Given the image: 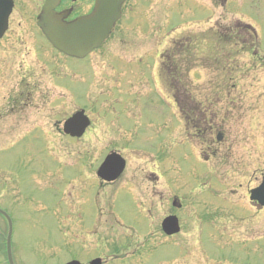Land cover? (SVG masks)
<instances>
[{
	"label": "rangeland",
	"instance_id": "obj_1",
	"mask_svg": "<svg viewBox=\"0 0 264 264\" xmlns=\"http://www.w3.org/2000/svg\"><path fill=\"white\" fill-rule=\"evenodd\" d=\"M14 1L10 27L0 41V208L13 222L15 263H86L103 256L108 248H96L92 241L90 209L95 208L92 222L111 230L119 225L110 203L117 191L124 184L135 186L127 190L135 197L162 191L153 187L157 175L165 176L158 178L164 198L170 196L166 186L172 179L170 191L184 199V212L202 208L207 214L199 227L194 223L196 229L188 222V235L181 237L186 242L179 245L200 246L204 264H216L210 257L264 264V237L245 241L247 232L264 233V211L253 208L246 194L248 183L258 185L264 173V0H127L111 37L83 61L65 59L44 39L36 25L44 0ZM235 19L253 24L257 36L241 32ZM214 31L232 39L226 44ZM183 66L188 77L181 75ZM27 68L38 74L41 88ZM165 84L177 85L183 109H176V99L173 103L161 87ZM21 89L33 91L34 99L12 107L7 98ZM80 109L94 126L80 140L66 138L62 124ZM205 110L211 115L206 133L211 142L200 144L179 115L199 117ZM217 133L223 135L218 143ZM112 150L121 153L128 168L106 188L96 169ZM157 166L161 171L149 175ZM6 230L0 217V264H6ZM233 230L242 242L234 241ZM199 232L205 249L196 242ZM117 235L110 241L123 249ZM74 241L76 248L70 245ZM169 245L163 246L167 253L147 247L148 263L139 243L127 245V256L116 264L180 256ZM193 254L188 261L170 260L195 264Z\"/></svg>",
	"mask_w": 264,
	"mask_h": 264
},
{
	"label": "flooded vegetation",
	"instance_id": "obj_2",
	"mask_svg": "<svg viewBox=\"0 0 264 264\" xmlns=\"http://www.w3.org/2000/svg\"><path fill=\"white\" fill-rule=\"evenodd\" d=\"M93 2L94 0H62L57 11H62L64 9L65 10L71 9L72 10L71 15L68 18V20H70L76 16L87 14L90 11V9L89 11L87 10L85 12L80 13L78 11V8L79 7H83L85 9H88L89 7L91 8L93 5ZM30 70H32L31 77H32L33 82L38 83L36 84V86L38 88H41V85L39 84L40 81L39 79H37L38 74L34 72L35 70L33 68L29 69V71ZM24 81H25V76H23V79L21 78L19 80V83L17 84V86L20 88L23 87ZM40 95H41V91L39 90L37 96H40ZM12 99L15 100L16 102L18 101L31 102L32 99H34V94L32 92L25 93L24 90L21 89L20 94L13 96ZM200 138L201 139L203 138V134L202 135L200 134ZM202 142L204 143V141ZM155 183L156 184H154V186L157 185L158 180ZM166 194H168V192H166ZM169 194L170 196H167L166 198H164V192L154 191V193L152 192L151 194H147L143 196H141L140 194V197L134 198V200L136 201L133 203L124 202V204H122L123 207L121 208V211H120L121 215L116 217L119 225H112V228L109 231H107V227L104 228V226H101L100 225L101 223L98 225L92 223L89 227L91 229V232L94 234L92 235L93 236L92 241L94 245L96 246V248H99L100 246L101 247L104 246L105 248L106 246L108 249H107L106 254H105V251L100 252V253H103V256H99V255L92 256L84 264H89L94 259H100L101 260L100 264H116L119 258H122L123 254L125 255L124 257L127 256L126 249H125L128 247L127 245L133 246L134 244L139 243V247H145V246L154 245L155 243H157L155 241H158V240H159L158 242H160V244L162 245L167 242L166 240H169V242H174V240L178 238V236L181 237L182 235H184L185 237H187L188 234L185 232V228L188 226V222L192 223L191 225H193L194 229H196V226L199 227V225L202 224L201 222H205V212H203L202 209L198 210V212L189 210V213L186 214L184 212V205L181 203V201L180 200L176 201V198L173 193H169ZM134 195L136 196L137 194H134ZM118 200H120L121 203L123 201L121 197H119ZM155 203L160 204V207H157ZM145 209H146V213H149V214L144 217L145 214H143V211ZM148 216H149V222L147 226L140 225V223H143L142 221L143 219L145 222L147 221ZM169 216L177 217L178 225L180 227V232L173 236H166L162 230V222L165 218ZM195 222H197L196 226L194 225ZM117 226L119 228L118 230L115 229V227ZM123 231H126V232L130 231L131 233L127 235L126 232L123 233ZM111 232H114V233H111ZM117 234H119L120 236ZM111 235H117L121 238L120 242L117 243V245L120 247L124 246L123 249H118L115 245H112V244H115L116 242L110 241L111 239L109 237ZM196 237H197L196 242L199 243L201 240L200 234H198V236ZM94 245L91 247V249L88 250L89 255L93 254L92 252L95 251ZM113 249L115 250L112 251ZM195 253H197V255L195 256V264H201V259L198 254L199 252L195 250L194 254ZM145 260H146V263H148V260H150V258L148 259L145 258ZM135 263L137 264V262ZM151 263L152 264H175L174 261L172 260L165 261L163 259H160L158 261L151 262Z\"/></svg>",
	"mask_w": 264,
	"mask_h": 264
},
{
	"label": "water",
	"instance_id": "obj_3",
	"mask_svg": "<svg viewBox=\"0 0 264 264\" xmlns=\"http://www.w3.org/2000/svg\"><path fill=\"white\" fill-rule=\"evenodd\" d=\"M60 0H46L39 16L38 26L58 51L67 56L83 58L93 49L98 48L108 37L114 23L121 17V6L124 0H95L94 11L85 17L71 22H64L67 13L57 14L54 8ZM13 3L11 0H0V38L8 27V17ZM89 121L83 111H79L68 118L63 125V132L71 137H81L88 127ZM123 169V161L116 154L106 157L97 175L105 181L116 179ZM251 200H256L264 206V180L262 184L251 192ZM1 214L6 216L2 211ZM9 226L10 220L7 217ZM166 232L172 234L178 231L176 220L166 221ZM10 232V227H9ZM10 236V233H9ZM9 240V239H8ZM8 258L12 264L9 245ZM68 264H79L70 262Z\"/></svg>",
	"mask_w": 264,
	"mask_h": 264
},
{
	"label": "trees",
	"instance_id": "obj_4",
	"mask_svg": "<svg viewBox=\"0 0 264 264\" xmlns=\"http://www.w3.org/2000/svg\"><path fill=\"white\" fill-rule=\"evenodd\" d=\"M213 35H218L215 31L213 32ZM164 59H166L165 57H164ZM184 74V77H185V74L187 75V72H185V73H183ZM177 87H175V92H176V100H177V103H178V105L179 106H181V104L178 102V99H177V89H176ZM174 90V89H173Z\"/></svg>",
	"mask_w": 264,
	"mask_h": 264
}]
</instances>
